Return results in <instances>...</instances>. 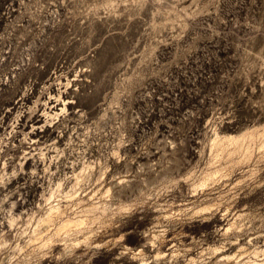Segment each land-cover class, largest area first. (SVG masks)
<instances>
[{"label":"rangeland","instance_id":"1","mask_svg":"<svg viewBox=\"0 0 264 264\" xmlns=\"http://www.w3.org/2000/svg\"><path fill=\"white\" fill-rule=\"evenodd\" d=\"M253 129L264 0H0V264L261 260L264 149L211 147ZM49 205L91 219L43 250Z\"/></svg>","mask_w":264,"mask_h":264},{"label":"bare ground","instance_id":"2","mask_svg":"<svg viewBox=\"0 0 264 264\" xmlns=\"http://www.w3.org/2000/svg\"><path fill=\"white\" fill-rule=\"evenodd\" d=\"M211 147H212V150H214L215 152H216V154H215V156H213L214 158H215V160L217 161V160H221L222 161V159L221 158H223L224 159V156L225 157H227V159H233L234 157H238V163H239V161H243V160H248L249 158H250V156H251V154H252V152H253V150L254 149H256V147H258V149H261V151H263L262 149H264V129L262 130H257V129H253V130H244V131H242V132H240L239 134H235V135H224V136H215L214 137V139L212 140V142H211ZM211 150V151H212ZM213 151V152H214ZM260 152V151H259ZM255 153V152H254ZM262 154V153H261ZM212 157V158H213ZM213 158V159H214ZM227 159H225V160H223V161H225L226 162V160ZM235 159V158H234ZM233 159V160H234ZM212 160V159H211ZM215 161V162H216ZM220 161V162H221ZM228 161V160H227ZM232 161V160H231ZM229 162V161H228ZM214 163V162H213ZM217 163V162H216ZM223 163V162H222ZM227 163V162H226ZM225 163V164H226ZM236 164H238L237 163V161L235 162ZM243 163V162H242ZM215 164V163H214ZM213 164V165H214ZM221 164V163H220ZM219 164V165H220ZM224 164V163H223ZM234 164V163H233ZM236 164H235V166H236ZM230 165V164H229ZM217 166V165H216ZM230 166H232V164L230 165ZM234 166V165H233ZM214 167V166H213ZM229 167V166H228ZM213 169V168H212ZM227 169V167L226 168H223V167H221V168H216L215 170H213V171H211V172H208L206 175H203L202 176V180H201V182L199 183V187H204V186H206L207 184H208V182L209 181H211V180H213L215 177H217L219 174H221V172L223 171V170H226ZM229 169V168H228ZM231 169V168H230ZM224 173H225V171H224ZM216 179V178H215ZM110 192V190L109 189H107L106 191H105V193L106 194H108ZM104 193V194H105ZM52 194V193H51ZM105 194V195H106ZM53 195H54V193H53ZM109 195V194H108ZM104 196V195H103ZM50 198H52V196L50 197ZM46 204V203H45ZM48 206V205H47ZM46 206V207H47ZM50 206V208H48L45 212H44V214H43V216L41 215V217L38 219V220H34V223L36 224V225H32L33 227H34V229L32 230V231H30L31 233H30V235L28 234L27 236H29L28 237V243H31V244H29V245H32L33 243L34 244H36L37 243V241H39L40 242V244H41V246L42 245H45L46 243H48V240H49V238H47L48 237V235L46 234V238H43V235L45 236V234H43L42 235V233L45 231V230H47L48 228H49V226L50 225H56V227H55V232H53L54 234H56V235H60V234H62V235H64V236H68L71 232H73V231H76V230H80L81 229V231L84 229V228H82V227H84L85 225H87V224H89V221H90V219H91V217H89V215H83V216H81L82 214L81 213H84V212H86L84 209H83V211L84 212H82V210H81V213H79L80 214V216H78V218H63L62 219V217L61 216H64V215H61L60 217H61V220L58 222V215H59V213L61 214V213H63L62 211H63V209H62V211H59V208H57V207H51V205H49ZM53 206V205H52ZM56 206V205H55ZM211 206V205H210ZM98 207V206H97ZM102 207V206H101ZM207 208H209L208 206H206ZM88 208V207H87ZM92 208H94V207H92ZM99 208V207H98ZM66 209V208H65ZM203 209V208H202ZM61 210V209H60ZM89 210H90V208H89ZM200 210V209H199ZM203 210H206V208H204ZM202 210V211H203ZM201 211V210H200ZM98 212V211H97ZM43 213V212H42ZM87 213H89V212H87ZM56 214H58L55 218L57 219H55L56 220V223L54 222V220H53V218H54V216L53 215H56ZM64 214H65V212H64ZM92 214V213H91ZM101 214V213H100ZM107 214V213H106ZM105 214V215H106ZM94 215V214H93ZM99 215V214H98ZM103 216H104V214H103ZM103 216H100V217H102L103 218ZM34 217V216H33ZM65 217H68V216H66L65 215ZM73 217V216H72ZM77 217V216H76ZM101 218V219H102ZM37 219V218H36ZM60 219V218H59ZM92 219H93V217H92ZM95 219V218H94ZM93 219V220H94ZM96 219H98V218H96ZM101 219H99V220H101ZM103 221V220H102ZM101 221V222H102ZM31 222V221H30ZM99 222V221H98ZM55 223V224H54ZM103 223V222H102ZM30 224V223H29ZM97 224V223H96ZM91 225V224H90ZM93 225V224H92ZM31 226V225H30ZM31 226V227H32ZM54 227V226H53ZM53 227H51V228H53ZM85 227H87V226H85ZM89 227V226H88ZM91 228V227H90ZM28 229V228H27ZM85 229H87V228H85ZM84 229V230H85ZM89 229V228H88ZM29 230V229H28ZM48 230H50V228L48 229ZM24 230H22V232H23ZM25 231H27V230H25ZM23 232L22 234L24 235V233H27V232ZM53 231V230H52ZM87 231V230H86ZM48 232V231H47ZM47 232H45V233H47ZM50 232L51 231H49V235H50ZM77 233H78V231H76ZM19 233V232H18ZM81 233V232H80ZM54 234H51L52 236H51V238L53 237V235ZM74 234H75V232H74ZM73 234V235H74ZM19 235V234H18ZM17 237V236H16ZM50 237V236H49ZM61 237V236H60ZM72 237V236H71ZM62 238V237H61ZM60 238V239H61ZM66 238H68V237H66ZM17 239V238H16ZM63 239H65V238H63ZM4 240V239H3ZM2 240V241H3ZM55 240V239H54ZM62 240V239H61ZM5 241V240H4ZM30 241V242H29ZM8 242V241H7ZM15 242V241H14ZM36 242V243H35ZM38 242V243H39ZM50 242L52 243V241L50 240ZM50 243V244H51ZM1 244V243H0ZM4 244V243H3ZM2 244V245H3ZM8 244H10V243H8ZM18 245V244H17ZM16 245V246H17ZM38 245V244H37ZM48 246H49V244H47ZM52 245V244H51ZM19 246H20V244H19ZM19 246L17 247V249L20 251V249L24 246H22V247H20V249H19ZM27 246V245H26ZM0 247H1V245H0ZM8 247V246H7ZM29 247V246H28ZM37 247V246H36ZM35 247V248H36ZM39 247H40V245H39ZM72 247H73V245H72ZM27 248V247H26ZM38 248V247H37ZM36 248V249H37ZM42 248H43V246H42ZM46 248H47V246H46ZM77 248V247H76ZM1 250V249H0ZM23 250V249H22ZM35 250V249H34ZM42 250V249H41ZM43 250H44V248H43ZM42 250V251H43ZM28 251V250H27ZM31 251H33V249L31 250ZM36 251V250H35ZM41 251V252H42ZM23 252V251H22ZM26 252V251H25ZM33 253V252H32ZM36 253V252H35ZM39 253V252H38ZM260 255H261V260H255V261H251V260H248L249 261V263H251V264H264V249H262L260 252ZM16 254V253H15ZM21 254V253H20ZM28 254H30V252L28 253ZM254 255L255 254H258L257 252H255L254 251V253H253ZM25 255V254H24ZM33 256H34V254H32ZM234 256H236V255H234ZM233 258V256H229V257H227V259H232ZM236 258V257H235ZM25 259V258H24ZM234 259V258H233ZM231 263V262H230ZM247 263V262H246Z\"/></svg>","mask_w":264,"mask_h":264}]
</instances>
